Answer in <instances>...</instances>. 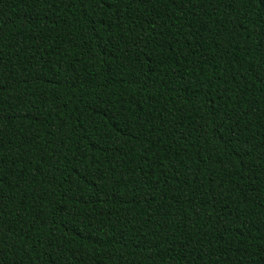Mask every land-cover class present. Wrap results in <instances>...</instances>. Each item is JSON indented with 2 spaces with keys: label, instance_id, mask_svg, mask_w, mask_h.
<instances>
[{
  "label": "trees",
  "instance_id": "1",
  "mask_svg": "<svg viewBox=\"0 0 264 264\" xmlns=\"http://www.w3.org/2000/svg\"><path fill=\"white\" fill-rule=\"evenodd\" d=\"M0 264H264V0H0Z\"/></svg>",
  "mask_w": 264,
  "mask_h": 264
}]
</instances>
